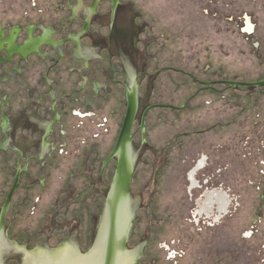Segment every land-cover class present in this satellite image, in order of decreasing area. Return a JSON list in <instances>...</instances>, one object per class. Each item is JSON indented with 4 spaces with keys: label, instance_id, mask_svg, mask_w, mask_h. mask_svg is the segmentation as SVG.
Returning <instances> with one entry per match:
<instances>
[{
    "label": "rangeland",
    "instance_id": "374dc122",
    "mask_svg": "<svg viewBox=\"0 0 264 264\" xmlns=\"http://www.w3.org/2000/svg\"><path fill=\"white\" fill-rule=\"evenodd\" d=\"M121 2L138 39L137 59L122 61L130 79L136 76L140 83V98L162 105L148 113L147 142L140 143L138 121L134 126L132 154L138 158L126 239V249L137 252L134 264H264V87L251 91L216 84L206 89L196 82L264 80V0ZM78 4V0H0V23L23 25L24 17L40 23L45 13L59 23ZM110 9L112 0H102L98 12L107 15ZM93 26L107 33L97 23ZM39 34L37 30L34 36ZM96 60L90 62L94 68ZM116 64L123 68L118 59ZM105 89L111 93L102 97L100 113L74 131L76 138L88 141V147L80 141L79 151L57 167L44 170L37 164L34 181L42 179V186L37 184L29 195L20 188L14 196L4 229L13 253L1 256V264H25L27 252L57 251L65 245L86 255L95 245L105 214L103 186L113 182L114 169L106 184L98 183L84 200L82 192L89 190L90 181L98 180L101 162L114 148L125 115L120 88ZM185 104L182 110L164 106ZM105 117L109 121L103 123ZM204 159L206 166L197 175L203 189L191 190L189 172ZM6 168L1 159L0 206L11 183ZM72 168L77 178H72ZM206 189H221L231 199V208L218 221L196 213Z\"/></svg>",
    "mask_w": 264,
    "mask_h": 264
},
{
    "label": "flooded vegetation",
    "instance_id": "af4514ba",
    "mask_svg": "<svg viewBox=\"0 0 264 264\" xmlns=\"http://www.w3.org/2000/svg\"><path fill=\"white\" fill-rule=\"evenodd\" d=\"M101 1L78 0V6L69 8V16L61 19L59 23L53 22L54 20L46 13L40 23H31L29 17H24L23 25L12 22L4 27L0 23V160L7 164L5 176L8 182L11 180L0 210L15 184L17 175H19L18 186L8 212L20 188L25 189L29 195L37 184L42 186V179L39 178V182L34 181L39 175L35 170L37 164L44 170L54 165L57 167L60 160L79 151L80 144H77L80 141L83 147H88V141L76 138L74 131L82 128L83 120L87 118L92 120L100 113L99 104L102 97L106 98L111 93V90L107 92L106 87H119L123 92L125 114L129 89L136 86L139 93L140 83L136 76L130 79V74L123 62L126 57L132 58L133 61L137 59L138 39L136 40L137 32L132 31L131 17L128 22L127 10L122 2L118 5L114 18L112 9L108 12L109 16L101 11L98 12ZM96 23L101 29H106L107 33L95 31L93 25ZM58 24L60 26H57ZM74 27L75 34L66 32ZM130 29L131 31L127 33ZM247 29H252L249 22ZM37 30H40L41 34L35 37ZM93 48L98 49L99 52ZM93 59H97L98 62L95 68L90 63ZM116 59L120 61L123 68L118 67ZM81 65L82 67H77ZM94 77L99 79L96 80ZM253 88L255 87L250 90L252 91ZM138 93V112L134 126L138 121V127L142 133L140 143H142L147 140L148 119L147 115L143 130V112L147 108L162 105L146 104ZM164 106L178 108L172 105ZM104 119L103 123L109 121L107 117ZM134 126L132 149L136 141ZM112 151L113 149L103 158L98 180L90 181L89 190L82 192L81 200L95 191L98 183L104 181L105 185V178L107 176L110 179L113 169L115 175L118 158L108 161ZM134 158L136 161L138 155ZM84 161L87 160L84 159ZM84 165L87 167V164ZM205 166V159L198 161L189 172L188 180L191 190L203 189V186H200L201 181L197 180V175ZM72 169V178H77L78 175L74 173V168ZM85 177L91 180V175ZM111 184L112 182L108 187L103 186L104 208ZM38 199L41 198L38 197ZM23 202H26V199ZM197 204V214L205 213L218 221L231 208V199L227 192L221 189H206L204 196L198 199ZM215 205L217 214L214 211ZM1 236L4 238V233ZM8 243L5 245V254L13 253V250H8Z\"/></svg>",
    "mask_w": 264,
    "mask_h": 264
},
{
    "label": "water",
    "instance_id": "95a60500",
    "mask_svg": "<svg viewBox=\"0 0 264 264\" xmlns=\"http://www.w3.org/2000/svg\"><path fill=\"white\" fill-rule=\"evenodd\" d=\"M121 4V0H112V13L113 18L115 17V13L117 11L118 5ZM198 84L205 85L206 89H211L216 84L225 85L228 88H236V87H264V80L256 81V82H245L239 80H221L217 82H205L196 80ZM137 88L136 86L129 89L127 93V110L124 116L123 124L120 130L119 137L116 141V144L113 148V151L108 159V161L118 158V167L116 173L113 178V182L111 184L110 190L107 194V201L105 207V213L108 211V217L110 220L109 224V233L107 238V248L106 254L103 264H116L117 255L122 252L126 253L128 250L126 249V239L128 237V232L118 239L117 237V207L123 198L129 199L130 197V187H131V179L133 170L135 167V158L132 154L131 141L133 139L132 130L137 117L138 112V96H137ZM186 106V104L182 107L176 108L177 110H181ZM152 107L147 108L142 115V128L145 127L146 117L148 115L149 110ZM19 181V175L16 177L15 184L9 194L7 195L6 202L1 210L0 215V236L4 233V224L6 215L9 209V205L11 203L12 197L17 189ZM130 200V199H129ZM105 215V214H104ZM99 238V236H98ZM97 238V240H98ZM96 240V242H97ZM95 245L87 254H91L93 252ZM64 247V246H63ZM62 247V248H63ZM6 250V249H5ZM51 253V255L56 251H47V253ZM56 259V258H55ZM39 261V260H36ZM1 264V260H0Z\"/></svg>",
    "mask_w": 264,
    "mask_h": 264
},
{
    "label": "bare ground",
    "instance_id": "6f19581e",
    "mask_svg": "<svg viewBox=\"0 0 264 264\" xmlns=\"http://www.w3.org/2000/svg\"><path fill=\"white\" fill-rule=\"evenodd\" d=\"M132 218L131 202L127 198L120 200L117 207V237L121 239L127 232L129 233ZM110 220L108 211L105 213L99 238L91 254L82 255L77 247L65 245L52 255L42 248L35 252H27L25 264H103L107 248V238L109 233ZM6 241L0 237V258L5 256ZM137 252H120L117 255L116 264H134L136 262ZM56 258V259H55ZM39 260V261H36Z\"/></svg>",
    "mask_w": 264,
    "mask_h": 264
},
{
    "label": "built area",
    "instance_id": "2783aa9c",
    "mask_svg": "<svg viewBox=\"0 0 264 264\" xmlns=\"http://www.w3.org/2000/svg\"><path fill=\"white\" fill-rule=\"evenodd\" d=\"M249 30V29H248ZM250 31V33H252V30H249Z\"/></svg>",
    "mask_w": 264,
    "mask_h": 264
}]
</instances>
